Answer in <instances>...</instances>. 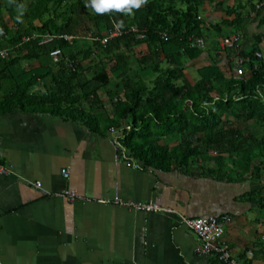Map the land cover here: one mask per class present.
<instances>
[{"label": "trees", "instance_id": "16d2710c", "mask_svg": "<svg viewBox=\"0 0 264 264\" xmlns=\"http://www.w3.org/2000/svg\"><path fill=\"white\" fill-rule=\"evenodd\" d=\"M228 1L145 0L124 15L96 14L85 6L90 0H0V51L9 50L0 57V115L49 113L82 120L93 132L117 131L122 156L164 171L197 166L224 179L231 160L260 181L251 197L264 207V136L256 131L264 125V33L249 51L215 48L202 66L195 60L205 46L190 45L191 38L206 37L209 23L200 16L206 3L221 15L210 23L218 35L228 27L244 31L251 19L264 29V0ZM84 21L93 25L89 36H79ZM114 28L123 34L102 43ZM63 33L76 37L22 43L24 36ZM58 48L62 54L51 56ZM233 55L244 60L239 75ZM190 62L194 82L186 74ZM252 254L264 259V240Z\"/></svg>", "mask_w": 264, "mask_h": 264}, {"label": "crops", "instance_id": "0c3cea01", "mask_svg": "<svg viewBox=\"0 0 264 264\" xmlns=\"http://www.w3.org/2000/svg\"><path fill=\"white\" fill-rule=\"evenodd\" d=\"M203 10L209 25L196 66L211 62L224 37L240 35L241 51H249L264 33L251 19L244 31L228 27L218 35L210 23L221 15L210 3ZM261 49L264 55V40ZM229 63L225 56L220 60L226 70ZM118 136L49 113L0 115V162L13 172L0 176V264H221L195 252L198 236L181 215H228L224 239L233 254L242 257L258 248L264 240V207L251 197L261 183L250 171L236 170L231 160L224 179L197 166L145 167L122 156ZM209 166L215 169L214 163ZM63 170L69 172L67 179ZM65 188L89 200L70 202L58 195ZM116 198L159 203L174 212H140L100 202ZM252 259L264 264L259 256Z\"/></svg>", "mask_w": 264, "mask_h": 264}, {"label": "built area", "instance_id": "2783aa9c", "mask_svg": "<svg viewBox=\"0 0 264 264\" xmlns=\"http://www.w3.org/2000/svg\"><path fill=\"white\" fill-rule=\"evenodd\" d=\"M131 30L133 32L139 33V37H144L145 33H140L137 27H132ZM123 31L118 28H114L110 30L107 35L102 39V43H107L110 39L121 36ZM76 35L63 33V34H33L32 36H24L22 38V43L31 41V40H39L40 44H49L55 41L56 39L63 40H71L74 39ZM241 44V36L238 34H234L231 36L224 37L220 42V48L225 50L227 48H239ZM191 47H204L206 45L205 38H191L190 39ZM62 54V49L58 48L51 52V56L58 57ZM256 55L261 57V53L257 52ZM0 57L8 58L9 50L4 49L0 51ZM235 62L237 63V67L235 72L237 74L241 73L239 65H241L244 60L240 57H235ZM67 64L73 70L76 69V62L67 59ZM119 148L117 144V149ZM13 174L12 170L7 166L3 165L0 162V176H11ZM63 175L67 179L69 177V172L67 170H63ZM37 187H41L40 183H35ZM59 196L66 198L70 202H75L80 199H84L81 195L76 193L75 191L65 188L60 193ZM84 200H89L85 198ZM103 204L113 203L115 205H119L122 207H126L135 211L140 212H161V213H172L174 212L171 209L165 208L161 206L159 203H136L132 201H126L121 198H116L113 201L110 200H101ZM231 221V217L228 215H224L221 217L211 216L207 218H189L184 215H181V222L190 230L194 231L199 239V244L195 248V252L198 255L202 256H213L215 257L221 264H252L250 260L253 258L252 252H249L247 255V259L236 256L233 254L230 245L225 241V229L226 224Z\"/></svg>", "mask_w": 264, "mask_h": 264}, {"label": "clouds", "instance_id": "9594fccd", "mask_svg": "<svg viewBox=\"0 0 264 264\" xmlns=\"http://www.w3.org/2000/svg\"><path fill=\"white\" fill-rule=\"evenodd\" d=\"M145 0H90L86 2V7L91 8L96 14H105L113 10L121 12L124 15L133 14V9H139ZM121 21L116 27H122Z\"/></svg>", "mask_w": 264, "mask_h": 264}, {"label": "rangeland", "instance_id": "374dc122", "mask_svg": "<svg viewBox=\"0 0 264 264\" xmlns=\"http://www.w3.org/2000/svg\"><path fill=\"white\" fill-rule=\"evenodd\" d=\"M200 14H201L200 16H203V15H205L206 17L208 16V14L205 13V11L203 9H201ZM89 26L92 27L93 25L88 21L82 22V26H81L82 28L80 27L79 36L87 35L86 31H87V28ZM88 34H90V33H88ZM87 36H89V35H87ZM186 74H187V77L189 78V80L192 82H194L198 79V74H197L196 68L194 66L189 65V63H187V65H186ZM256 131H257L258 135L264 136V125L261 126L260 128H258Z\"/></svg>", "mask_w": 264, "mask_h": 264}]
</instances>
